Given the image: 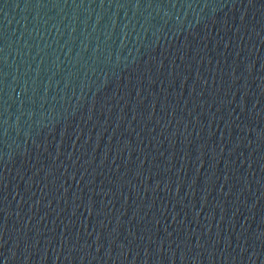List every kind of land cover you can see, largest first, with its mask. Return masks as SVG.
Returning a JSON list of instances; mask_svg holds the SVG:
<instances>
[{
  "label": "water",
  "instance_id": "obj_1",
  "mask_svg": "<svg viewBox=\"0 0 264 264\" xmlns=\"http://www.w3.org/2000/svg\"><path fill=\"white\" fill-rule=\"evenodd\" d=\"M0 264H264V0H0Z\"/></svg>",
  "mask_w": 264,
  "mask_h": 264
}]
</instances>
